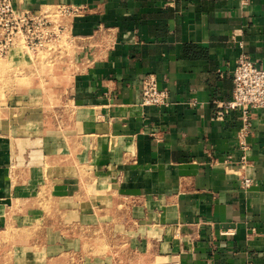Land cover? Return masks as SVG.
Instances as JSON below:
<instances>
[{"label":"crops","instance_id":"1","mask_svg":"<svg viewBox=\"0 0 264 264\" xmlns=\"http://www.w3.org/2000/svg\"><path fill=\"white\" fill-rule=\"evenodd\" d=\"M14 5L78 9L75 36L103 47L73 76L51 123L44 94L39 105L0 112V226L14 210L33 215L47 185L48 194L72 198L85 171L111 198L134 200L156 216L161 264H264V108L251 109L248 161L240 163L242 114L216 120L214 104L232 99L242 54L264 68V0ZM147 74L168 91L169 107L142 104Z\"/></svg>","mask_w":264,"mask_h":264},{"label":"rangeland","instance_id":"2","mask_svg":"<svg viewBox=\"0 0 264 264\" xmlns=\"http://www.w3.org/2000/svg\"><path fill=\"white\" fill-rule=\"evenodd\" d=\"M46 10L66 28L45 49L33 52L17 42L0 54V112L15 103L39 105L44 94L51 123L57 107L67 104L73 76L88 68L103 45H90L96 41L75 36L74 14L67 15L57 6L42 12ZM33 92L38 99L28 101ZM64 109L68 114L69 109ZM81 175L80 189L72 198L48 194L47 185L34 198L33 215L17 209L7 216L6 225L0 226V264L162 263L153 239L159 234L156 216L146 214L134 200L111 198L110 190L96 187L85 171ZM57 240L67 243L61 249H46Z\"/></svg>","mask_w":264,"mask_h":264},{"label":"built area","instance_id":"3","mask_svg":"<svg viewBox=\"0 0 264 264\" xmlns=\"http://www.w3.org/2000/svg\"><path fill=\"white\" fill-rule=\"evenodd\" d=\"M67 15L78 9L60 8ZM65 25L54 19L50 13L32 12L18 8L14 0H0V54L21 41L30 51L45 49L59 40ZM234 90L231 100H215V119L224 120L232 111L239 110L243 124L237 141L241 155L239 162L248 161V137L251 132V109L264 108V68H260L247 54H242L233 72ZM169 93L160 89L154 74H147L142 80V104L145 106L169 107ZM232 159V155L227 157ZM251 180L245 178L243 185L249 187Z\"/></svg>","mask_w":264,"mask_h":264},{"label":"bare ground","instance_id":"4","mask_svg":"<svg viewBox=\"0 0 264 264\" xmlns=\"http://www.w3.org/2000/svg\"><path fill=\"white\" fill-rule=\"evenodd\" d=\"M47 11H49V10H46L45 13H48ZM17 42H21V41H17ZM17 42H16V43H17ZM16 43H15L12 47H14V46L16 45ZM12 47H11V48H12ZM11 48H10V49H11ZM10 49H9V50H10ZM9 50H8V51H9ZM8 51H7V52H8Z\"/></svg>","mask_w":264,"mask_h":264}]
</instances>
